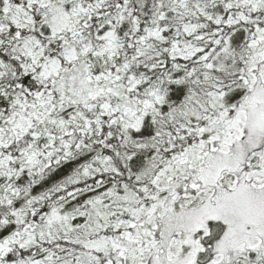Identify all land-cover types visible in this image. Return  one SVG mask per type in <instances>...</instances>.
Here are the masks:
<instances>
[{
	"label": "snow or ice",
	"instance_id": "1",
	"mask_svg": "<svg viewBox=\"0 0 264 264\" xmlns=\"http://www.w3.org/2000/svg\"><path fill=\"white\" fill-rule=\"evenodd\" d=\"M0 264H264V0H0Z\"/></svg>",
	"mask_w": 264,
	"mask_h": 264
}]
</instances>
